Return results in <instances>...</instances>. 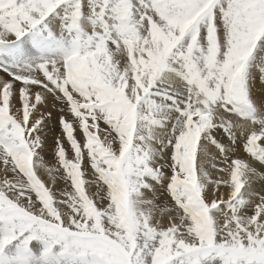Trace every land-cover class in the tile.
<instances>
[{"label":"snow or ice","instance_id":"1","mask_svg":"<svg viewBox=\"0 0 264 264\" xmlns=\"http://www.w3.org/2000/svg\"><path fill=\"white\" fill-rule=\"evenodd\" d=\"M0 264H264V0H0Z\"/></svg>","mask_w":264,"mask_h":264},{"label":"rangeland","instance_id":"2","mask_svg":"<svg viewBox=\"0 0 264 264\" xmlns=\"http://www.w3.org/2000/svg\"><path fill=\"white\" fill-rule=\"evenodd\" d=\"M256 94H257V96H259V95L261 94V91H260V87H259V85L257 86Z\"/></svg>","mask_w":264,"mask_h":264},{"label":"bare ground","instance_id":"3","mask_svg":"<svg viewBox=\"0 0 264 264\" xmlns=\"http://www.w3.org/2000/svg\"><path fill=\"white\" fill-rule=\"evenodd\" d=\"M27 39V38H26ZM261 91V90H260Z\"/></svg>","mask_w":264,"mask_h":264}]
</instances>
